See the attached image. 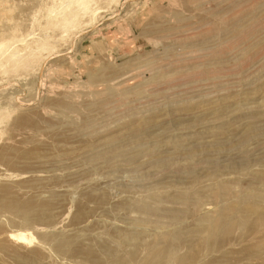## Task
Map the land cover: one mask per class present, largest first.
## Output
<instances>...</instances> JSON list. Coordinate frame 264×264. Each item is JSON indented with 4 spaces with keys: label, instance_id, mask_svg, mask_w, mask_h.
<instances>
[{
    "label": "rangeland",
    "instance_id": "374dc122",
    "mask_svg": "<svg viewBox=\"0 0 264 264\" xmlns=\"http://www.w3.org/2000/svg\"><path fill=\"white\" fill-rule=\"evenodd\" d=\"M0 264H264V0H0Z\"/></svg>",
    "mask_w": 264,
    "mask_h": 264
},
{
    "label": "bare ground",
    "instance_id": "6f19581e",
    "mask_svg": "<svg viewBox=\"0 0 264 264\" xmlns=\"http://www.w3.org/2000/svg\"><path fill=\"white\" fill-rule=\"evenodd\" d=\"M14 235V234H13ZM15 236V235H14ZM21 236V235H20ZM20 236H17V237H20ZM154 254V253H153Z\"/></svg>",
    "mask_w": 264,
    "mask_h": 264
}]
</instances>
